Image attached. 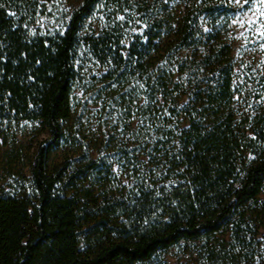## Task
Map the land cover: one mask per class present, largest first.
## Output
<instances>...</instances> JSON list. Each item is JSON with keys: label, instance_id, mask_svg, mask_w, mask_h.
<instances>
[{"label": "trees", "instance_id": "1", "mask_svg": "<svg viewBox=\"0 0 264 264\" xmlns=\"http://www.w3.org/2000/svg\"><path fill=\"white\" fill-rule=\"evenodd\" d=\"M69 1L0 0V143L22 121L47 131L28 174L0 185V264H141L171 245L198 264H264V108L242 113L235 100V8ZM101 3L105 25L83 31ZM52 10L62 26L34 25ZM91 70L123 86V113L148 142L153 168L136 167L125 190L92 181L96 162L46 167L73 83Z\"/></svg>", "mask_w": 264, "mask_h": 264}, {"label": "rangeland", "instance_id": "2", "mask_svg": "<svg viewBox=\"0 0 264 264\" xmlns=\"http://www.w3.org/2000/svg\"><path fill=\"white\" fill-rule=\"evenodd\" d=\"M77 1L70 0L64 6L68 8ZM183 1L177 0L174 9H179ZM228 2L235 8L226 35L233 60L234 85L238 88L235 100L242 113H252L264 108V0ZM52 12L50 16L39 17L34 25L41 29L62 26L59 14ZM106 14L107 9L102 3L95 7L86 19L83 31H97L103 27ZM136 29V22L130 24L127 34ZM122 90L120 83L105 80L94 70L73 83L71 110L61 121L63 136L60 144L47 152V169L65 160L72 165L96 162L91 180L104 177L112 191H120L139 177L136 167L153 168L148 157V142L142 140L139 143L137 132L132 130L136 118L126 119L123 113L124 102L119 96ZM12 132L0 143V185L4 189L14 183L20 173L28 174L29 158L47 135L38 121L17 123ZM260 196L264 198V188ZM262 232V227H258L257 236ZM190 247H193L192 243ZM141 264L198 263L192 250L171 245Z\"/></svg>", "mask_w": 264, "mask_h": 264}]
</instances>
